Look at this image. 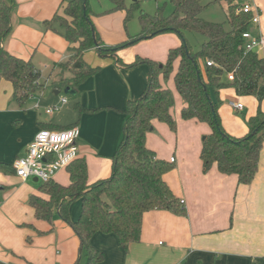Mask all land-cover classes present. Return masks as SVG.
<instances>
[{"label": "crops", "instance_id": "obj_1", "mask_svg": "<svg viewBox=\"0 0 264 264\" xmlns=\"http://www.w3.org/2000/svg\"><path fill=\"white\" fill-rule=\"evenodd\" d=\"M20 1H23L18 13L21 18L18 17L20 19L17 18L16 25H13L14 31L6 40L5 48L40 69L42 84L43 70L34 62L36 50L41 48L53 56L57 62L49 78L53 77L55 84L61 79L66 92L76 96V115L62 126L54 124L53 113L44 115L43 109L46 110L51 98L50 91L41 95L36 92L23 107L15 102L10 83L11 89L0 93V264H76L79 259L78 264H81L80 241L73 229L60 217H56L52 224L37 219L36 211L29 203L30 197H47L39 191L41 185L36 179L23 181L18 178L13 163L26 154L41 129L78 126L80 158L87 161L89 183L108 178L112 173L113 156L123 138L126 119L123 111L128 101L142 96L148 85L150 69L147 64L132 68L120 66L112 58L97 60L95 50H90L85 54L86 60L91 64L98 63L93 66H99L101 70L75 89L70 81L71 73L60 74L56 66L71 56L70 43L59 35L43 33L27 24L26 20L38 11L32 8V0ZM62 1L53 3L49 11L36 15L37 18L53 17ZM248 1L240 5L254 4L260 14V24H251L250 30L253 32L254 29L257 35L264 37V0ZM26 5L27 9H23ZM39 5L42 9L47 7L46 3ZM102 34L105 38L104 32ZM174 36L167 33L144 41L150 40L147 43L152 44L151 50L161 48L164 54L166 47L169 52L181 45ZM121 39L120 43H123L127 38ZM138 46L122 50L121 57L118 56L125 64L133 63L138 56L156 61L152 53H144L140 44ZM59 93L55 91L56 96ZM177 97L181 99L176 90L174 98ZM228 97L236 99L227 104L231 111H235L232 102L242 104L246 110L242 102L246 96H238L233 89L223 90L222 101ZM181 104L180 119L184 102ZM183 122L182 127L189 130L188 137L180 143L178 140L174 149L164 151L163 145L159 146L162 141L156 131L166 136L172 133L166 124L158 121L147 135V146L159 159L170 162L175 158L174 169L165 175V181L175 196L183 201L186 213L147 212L143 218L141 239L131 243L128 250L111 234L97 233L92 245L104 252V264H264V148L254 181L249 185L240 184L236 175L222 174L216 164L204 172L200 158L202 142H198V135L210 134L211 130L207 129V124L196 120ZM249 130L245 127V130L242 128L229 134L244 137ZM55 181L68 185L70 176L67 170L59 172ZM80 212L81 204L77 201L71 207V219L78 220Z\"/></svg>", "mask_w": 264, "mask_h": 264}, {"label": "trees", "instance_id": "obj_2", "mask_svg": "<svg viewBox=\"0 0 264 264\" xmlns=\"http://www.w3.org/2000/svg\"><path fill=\"white\" fill-rule=\"evenodd\" d=\"M89 1L63 0L52 19L45 22L47 30L60 34L71 45L69 59L56 66L71 73L70 81L76 89L101 70L84 58L87 51L95 50L102 58H112L127 68L147 64L150 69L148 85L140 98L128 101L123 111L126 116L123 138L113 156L112 173L108 178L89 183L87 161L79 157L66 168L70 176L68 185L55 179L42 183L39 191L47 198L32 195L29 203L38 220L52 224L60 217L73 229L80 241V258L86 259L85 264H104V252L92 245L97 233L115 235L128 250L131 243L140 241L147 212L186 213L183 201L165 181V175L174 169L173 163L159 159L147 146V135L154 130L155 121L177 132L172 115L175 98L172 91L161 84V77L173 76L184 102L182 120H196L211 128V133L202 141L200 158L204 172L216 164L222 174L236 175L240 184L249 185L257 175L264 148V111L261 110L264 59L258 53L244 52L242 34L250 30L254 15L241 13L242 5L237 0L214 1L226 4L231 30H226L224 24L211 23L201 17L205 8L202 0H170L174 7L170 15H164L162 10L148 14L141 9L139 1L128 6L126 0H112L114 10L126 12V21L133 11L139 10L141 27L139 34H128L127 39L116 46L106 45L102 40L94 25L95 14ZM16 7V0H0V83L5 80L12 85L13 98L23 107L33 94L44 89V84L40 83V69L5 48L13 31ZM167 33L177 34L181 45L169 50L164 64L139 56L133 63L125 64L118 56L120 50L146 40L145 37ZM186 33L206 39L200 50L195 51ZM208 62L213 64L208 66ZM232 71L234 80L229 81L227 74ZM225 89L258 100V111L248 119L250 130L244 137L232 136L222 126L219 108L223 104L221 92ZM67 128L70 127L51 130ZM77 201L81 204V212L78 220L73 221L71 207Z\"/></svg>", "mask_w": 264, "mask_h": 264}, {"label": "rangeland", "instance_id": "obj_3", "mask_svg": "<svg viewBox=\"0 0 264 264\" xmlns=\"http://www.w3.org/2000/svg\"><path fill=\"white\" fill-rule=\"evenodd\" d=\"M35 1H39L37 3H34ZM42 1V2H40ZM61 0H32L31 1V5L33 9H36L38 12L33 15L31 17L30 20H26L29 25H34L36 28H39L43 33H53L55 35H59L60 34L53 32V31H49L46 29L45 27V22L49 19H42L39 20L36 15H44L47 11L50 10L51 5H53V3H60ZM140 2V6L141 9L144 10L145 12H147L148 14H156L158 12V10H162L164 15H170L172 14L174 7L171 3L170 0H126V3L128 6H130L132 3L134 2ZM215 0H202V3L204 5V10L201 13V17L211 23H218V24H224L225 25V29L226 30H231V26L228 22V12H227V6L224 3H214ZM90 8L92 10V12L95 14L93 15V22L94 25L96 26L97 30L100 33L101 38L104 40V42L109 45V46H116L118 45L120 42H122L121 38H127L128 34L133 35H137L141 32V27H140V23H139V10H135L132 13V16L130 17V19L128 21H126V12L125 11H121V10H114L115 9V4L112 2V0H90ZM237 2L239 4H243L245 2H249L248 0H237ZM17 3V7L15 9L14 12V22L13 25H16L17 22V18L21 16H19V9H21L20 4L23 5V1L20 0H16ZM46 3L47 7L42 9L40 8L39 4H44ZM58 3V4H59ZM27 5L23 6V9H27ZM59 5H57L53 15L56 13V11L58 10ZM18 18V19H20ZM22 22H24L22 20ZM14 31V29H13ZM12 31V33H13ZM104 32L105 34V38H103V34ZM11 33V34H12ZM253 33L256 34V31H254L253 29ZM173 35H175L174 37H176V39L179 41V43H181V38L174 33H171ZM164 35V34H161ZM257 35V34H256ZM159 36V35H158ZM63 37V36H61ZM157 37V36H156ZM155 37V38H156ZM186 37L189 40V42L193 45L195 51L200 50L202 44L206 41V39L201 36V35H197V34H192V33H186ZM64 38V37H63ZM108 38V39H107ZM151 39V38H150ZM171 39V38H170ZM150 40L148 41H139L131 46H138L140 44V50H142L144 53H152L153 56H155L157 59H155L158 63L164 64L167 60V55H168V47H166V51L164 52V54L162 53V49L161 48H154L152 51L149 43ZM142 43H146V44H142ZM121 44V43H120ZM129 46V47H131ZM127 47V48H129ZM139 47V46H138ZM127 48H124L122 50H127ZM120 50V51H122ZM120 51L118 52V55L121 57V53ZM88 52V51H87ZM155 52V53H154ZM86 54V53H85ZM94 55L96 57L97 60H101L103 59L98 53L97 51H94ZM86 60V57H84ZM165 58L164 61H160L162 59ZM36 66L40 67L43 70V84L45 85V90L40 91V95L44 92H48L49 93V104L45 107V109H43L44 115L47 114V110L50 108H53L55 106H58L59 109L57 111H54L53 114L55 116V122L54 124L62 126V125H66V120L72 118L74 115H76V110L74 108L75 104H76V96L72 93H67L66 89L63 87L61 82L62 80L59 79L57 80L56 84L54 83V78L51 77L49 78V76L52 73V69L56 64V60H54V57L49 55L47 52L42 51V49H38L36 50V57L34 60ZM87 63H89L86 60ZM90 65H98L97 64H91ZM177 64V63H175ZM49 67L47 69V67ZM67 70H64L63 68L59 67V73H67ZM66 75H70V74H66ZM49 78V79H48ZM162 82L164 83V86H166V88L170 89L173 93V95H176V87L174 84V80H173V76L171 75L170 78L162 79ZM59 87V89H55V87ZM11 89L10 84L8 82H6L5 80H2L0 83V93H4L5 91H9ZM55 91H60V93L56 96L55 95ZM38 93V94H39ZM66 99L68 101V104H61V99ZM75 100V101H74ZM232 100H236L235 98H231L228 97L226 99L223 100V107L221 108V110H219V115H220V119H221V123L223 128L226 130L227 133L232 132V134H235V132L241 130L242 128L245 130V127L247 128V131L250 129L249 128V124H248V119L254 115H256L257 111H258V100L256 97L254 96H246L245 98H242V102L246 105V110L242 111V112H237L235 111H231L228 107L227 104L232 101ZM181 103H183L182 98L179 99L177 97V99H175V105H174V114L173 118L177 124V132H172L169 128V130L171 131L172 134H169V136L162 135L161 132L158 130L157 135L159 137H161L160 141H162L159 146L162 144L163 145V150L167 151V150H171L174 149L176 143L179 140V143L182 141H184L187 137H188V131L187 129L183 128V120L180 119L179 113L180 112V108H181ZM261 110H264V101L261 103ZM52 114V115H53ZM50 115V114H49ZM48 117V116H47ZM208 130L210 131L211 128L208 125L207 126ZM200 129H198L199 132ZM232 130V131H231ZM193 131V130H192ZM191 131V132H192ZM200 133V132H199ZM209 134L206 133H200L198 135V142H202L204 137H206ZM39 185H41L42 183L39 182ZM86 263V259L83 258L81 264H85Z\"/></svg>", "mask_w": 264, "mask_h": 264}, {"label": "built area", "instance_id": "obj_4", "mask_svg": "<svg viewBox=\"0 0 264 264\" xmlns=\"http://www.w3.org/2000/svg\"><path fill=\"white\" fill-rule=\"evenodd\" d=\"M241 13L253 14L251 23L260 24L259 9L256 5L247 3L242 5ZM243 49L245 54L258 53L264 59V37L254 35L251 30L243 32ZM213 63L208 62V66ZM229 81L234 80V71L227 74ZM40 83H38L39 85ZM66 99H61V104H66ZM231 106L237 111H243L244 106L240 103L232 102ZM59 109L58 106L47 110V114H52ZM80 129L72 126L62 130L41 129L29 145L24 156L16 159L13 169L16 176L23 181L36 179L41 183L54 180L57 174L80 157ZM175 162V158H171Z\"/></svg>", "mask_w": 264, "mask_h": 264}, {"label": "water", "instance_id": "obj_5", "mask_svg": "<svg viewBox=\"0 0 264 264\" xmlns=\"http://www.w3.org/2000/svg\"><path fill=\"white\" fill-rule=\"evenodd\" d=\"M152 36H148V37H145V39H150ZM263 70H264V67H263ZM206 137H204V139H205ZM203 139V140H204ZM37 181V180H36Z\"/></svg>", "mask_w": 264, "mask_h": 264}]
</instances>
